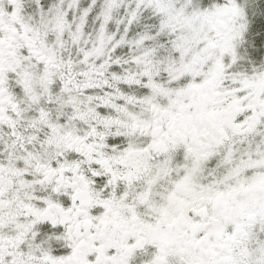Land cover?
<instances>
[{
    "label": "snow or ice",
    "instance_id": "1",
    "mask_svg": "<svg viewBox=\"0 0 264 264\" xmlns=\"http://www.w3.org/2000/svg\"><path fill=\"white\" fill-rule=\"evenodd\" d=\"M0 264H264V0H0Z\"/></svg>",
    "mask_w": 264,
    "mask_h": 264
}]
</instances>
